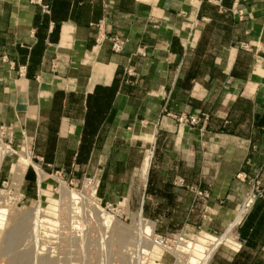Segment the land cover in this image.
Listing matches in <instances>:
<instances>
[{
	"label": "crops",
	"instance_id": "crops-1",
	"mask_svg": "<svg viewBox=\"0 0 264 264\" xmlns=\"http://www.w3.org/2000/svg\"><path fill=\"white\" fill-rule=\"evenodd\" d=\"M261 48L264 0H0V127L31 146L24 184L92 177L100 200L187 238L227 231L254 191L239 249L209 264H264Z\"/></svg>",
	"mask_w": 264,
	"mask_h": 264
},
{
	"label": "rangeland",
	"instance_id": "rangeland-1",
	"mask_svg": "<svg viewBox=\"0 0 264 264\" xmlns=\"http://www.w3.org/2000/svg\"><path fill=\"white\" fill-rule=\"evenodd\" d=\"M20 139L15 131L12 137L0 132V210L6 212L0 214V264H199L207 255L214 234L184 236L188 245L163 253L141 211L129 216L125 204L116 215L102 209L94 185H86L88 177L45 175L41 187L24 184L28 165L35 162L31 146ZM147 228L144 240L141 231ZM236 242L235 236L219 247L236 250Z\"/></svg>",
	"mask_w": 264,
	"mask_h": 264
},
{
	"label": "built area",
	"instance_id": "built-area-1",
	"mask_svg": "<svg viewBox=\"0 0 264 264\" xmlns=\"http://www.w3.org/2000/svg\"><path fill=\"white\" fill-rule=\"evenodd\" d=\"M211 1L217 2V3L221 2V0H219V1L211 0ZM44 11L46 13H49V7L45 6ZM103 24H104L103 21L100 22V24H99L100 29L103 28ZM106 38H107L106 35H100V37L97 39L98 44L102 43ZM110 40L112 42L113 52L114 53H121L125 47L126 41L120 39L117 36L110 38ZM242 46L244 49H249V45L244 44ZM259 50H260V48H259ZM261 51H264V48H261ZM203 118H204L205 122L208 120L207 116L203 117ZM177 121H178L179 125L194 127V126L199 125L201 118H199L197 116H184V115H182L177 119ZM0 132L5 136H11L12 137L13 133H14V129L12 127L2 126V127H0ZM85 181H86V185H89L91 187L94 185V180L92 179V177L86 178ZM176 185L179 187H184L185 182L183 179H179L176 181ZM191 190L195 191L200 196H205L204 193L198 191L197 189H194V187H191ZM255 197H256V193L254 191L251 192L250 194H248V196L246 197L245 202H244L242 207L244 208L246 206V208L248 210L251 207V205L253 204ZM99 201H100V205H101L102 209L108 211L109 213H113L116 215V214L122 212L121 208H123V207L120 203L115 204V203H111V202H104L102 200H99ZM178 236H179V239L172 240V238H170L169 236H164V235L154 233V240H153L154 245L156 247H158L159 249H161L163 251V253H170V254L173 253L174 254L176 249L179 247V246L176 247V244L179 245L180 243H183V244L188 245V240L184 239V236L182 234H178ZM173 237H174V235H173ZM189 249H190V247H189Z\"/></svg>",
	"mask_w": 264,
	"mask_h": 264
},
{
	"label": "bare ground",
	"instance_id": "bare-ground-1",
	"mask_svg": "<svg viewBox=\"0 0 264 264\" xmlns=\"http://www.w3.org/2000/svg\"><path fill=\"white\" fill-rule=\"evenodd\" d=\"M155 134V133H154ZM149 156H147V163L145 165V168H144V177H146L147 175V170L149 168V165H150V161L152 159V152L151 153H148ZM67 192V191H66ZM63 193H65V191H63ZM246 207V206H245ZM243 209V207L241 208V210ZM247 209V208H246ZM246 209H244L243 211H241L236 220L229 226V228L227 229V231L222 234L221 236L219 237H215L214 235L213 236H210V241L208 243V247H209V251L207 252V255L204 257V259L199 262V264H208L210 262V260L212 259V257L214 256V254L216 253L217 249L219 248V246L224 243V242H228V241H234L235 239V236H236V230H237V227L239 225V223L241 222L245 212H246ZM5 214V210H0V214ZM3 214V215H4ZM1 216V215H0ZM140 219H142V216H141V213H140ZM2 218V216L0 217ZM151 232V229L147 228L146 231H144L142 229L141 231V238L142 239H147V236H149ZM234 236V239L232 238ZM236 241V240H235ZM237 243V242H236ZM234 245V244H233ZM237 246H235L236 248ZM234 248V247H233ZM16 261V260H15Z\"/></svg>",
	"mask_w": 264,
	"mask_h": 264
},
{
	"label": "trees",
	"instance_id": "trees-1",
	"mask_svg": "<svg viewBox=\"0 0 264 264\" xmlns=\"http://www.w3.org/2000/svg\"><path fill=\"white\" fill-rule=\"evenodd\" d=\"M30 174V170L28 171V174H27V176Z\"/></svg>",
	"mask_w": 264,
	"mask_h": 264
}]
</instances>
